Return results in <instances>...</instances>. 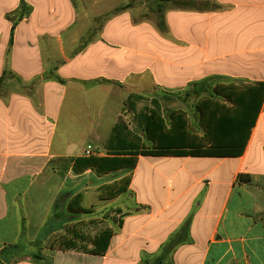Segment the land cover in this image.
Listing matches in <instances>:
<instances>
[{"label": "crops", "instance_id": "obj_1", "mask_svg": "<svg viewBox=\"0 0 264 264\" xmlns=\"http://www.w3.org/2000/svg\"><path fill=\"white\" fill-rule=\"evenodd\" d=\"M88 1L0 0V264H264V102L239 157L74 169L89 140L108 156L119 121L169 111L161 97L233 112L229 87L264 83V0ZM77 195V214L58 216Z\"/></svg>", "mask_w": 264, "mask_h": 264}, {"label": "trees", "instance_id": "obj_2", "mask_svg": "<svg viewBox=\"0 0 264 264\" xmlns=\"http://www.w3.org/2000/svg\"><path fill=\"white\" fill-rule=\"evenodd\" d=\"M24 3L19 9V19L29 15ZM10 16H13L11 14ZM2 81H0L1 84ZM221 87L215 92L220 94ZM228 99L233 103L234 111L224 112V106L218 100L204 98L197 105L199 123L204 130L199 136L196 130L190 128L187 115L182 111H173L167 120L156 110L141 116L139 125L145 134L150 146L142 143V138L130 130L123 121H119L106 144L109 152L106 157L80 158L75 162L77 172L92 170L99 175L110 172L135 169L139 156H195V157H239L247 145L251 129L253 128L260 109L264 102V83L246 88L238 93V87L228 88ZM245 95V96H244ZM216 98V97H215ZM214 98V99H215ZM241 100V105H239ZM211 104V106H210ZM241 107L239 110L237 108ZM228 135V136H227ZM130 184V178L125 177L107 188L109 196H118L124 193ZM81 199L75 196L63 209L59 208L58 216H73L77 214L75 206ZM66 197L60 196L55 203V212L58 203H65ZM83 210L80 208V211ZM186 229V227H185ZM111 238V232H103L93 241V253H106ZM180 242L172 239L169 247Z\"/></svg>", "mask_w": 264, "mask_h": 264}, {"label": "rangeland", "instance_id": "obj_3", "mask_svg": "<svg viewBox=\"0 0 264 264\" xmlns=\"http://www.w3.org/2000/svg\"><path fill=\"white\" fill-rule=\"evenodd\" d=\"M91 2V0H89L88 1V3H90ZM204 98H206V97H204V95L203 96H200L199 98H195L194 96L193 97H189V98H182V100L181 101H178V102H175V101H173V98H169V99H166V98H164V97H161V104L162 105H164L165 106V110L167 111V110H169V111H167V112H161V116H163L166 120H167V124H169V120H168V118H169V116H170V113L171 112H173V109H175V106H178V107H180L181 108V110L180 111H182L183 113H185V115H187V118H188V120H189V126H190V128H191V130H192V128L193 129H195L196 130V133L198 134V131H197V129H196V125H195V121H196V119H193V120H191L192 119V117H190L189 116V114L187 113V110H186V108L187 107H189V105H193V106H196L201 100H203ZM152 99V98H151ZM152 104H154V103H152ZM176 104V105H175ZM157 105L158 104H154V106L157 108ZM156 108H153V109H150V111L151 110H156V111H159L158 109H156ZM149 111V112H150ZM161 111V110H160ZM176 111H178V110H176ZM146 114V112L144 113V114H140V115H138L139 117L142 115H145ZM129 115L127 114V117H128ZM195 116V115H194ZM196 117V116H195ZM141 118V117H140ZM140 118H137V119H134V120H128V121H123L125 124H126V126L130 129V130H132L133 132H135L136 134H138L139 135V137H141L142 138V143L144 144V145H146V146H150V141L149 140H147V138L145 137V134L143 133V131H142V129H141V127H140V125H139V122H140ZM139 120V121H138ZM131 125H130V124ZM199 135V134H198ZM199 136H201V135H199ZM89 142H91V145L94 147V146H100V147H102L101 146V144H96L94 141H92V140H89ZM80 149H81V147H80ZM101 149H103L104 150V148H101ZM105 151V150H104ZM104 153V152H103ZM106 153L107 154H109V152L108 151H106ZM144 157H146L145 159H143V160H141L140 161V165H139V174H140V176L141 175H143L144 173H147V174H152L153 172H155L156 170H161V157H157V156H144ZM148 157H153V158H148ZM138 162H139V159H138ZM137 165H138V163H137ZM160 180H161V178H160ZM151 181L153 182V181H155L154 179H151ZM141 183V181L139 182V184ZM154 184H157V186L158 185H160L159 184V182H157V183H154ZM124 199H129L128 197H124L122 200L124 201ZM101 206L100 205H98V208H100ZM107 215H109V213H107Z\"/></svg>", "mask_w": 264, "mask_h": 264}, {"label": "built area", "instance_id": "obj_4", "mask_svg": "<svg viewBox=\"0 0 264 264\" xmlns=\"http://www.w3.org/2000/svg\"><path fill=\"white\" fill-rule=\"evenodd\" d=\"M94 157H104L101 155V152L96 150L93 146H87L84 152V158H94Z\"/></svg>", "mask_w": 264, "mask_h": 264}]
</instances>
